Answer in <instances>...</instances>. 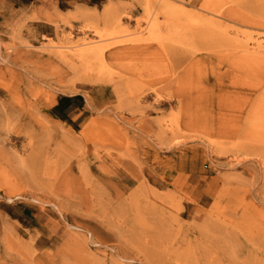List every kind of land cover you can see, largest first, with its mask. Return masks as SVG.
Masks as SVG:
<instances>
[{
	"label": "rangeland",
	"instance_id": "1",
	"mask_svg": "<svg viewBox=\"0 0 264 264\" xmlns=\"http://www.w3.org/2000/svg\"><path fill=\"white\" fill-rule=\"evenodd\" d=\"M38 8L0 57V264H264V0Z\"/></svg>",
	"mask_w": 264,
	"mask_h": 264
},
{
	"label": "crops",
	"instance_id": "2",
	"mask_svg": "<svg viewBox=\"0 0 264 264\" xmlns=\"http://www.w3.org/2000/svg\"><path fill=\"white\" fill-rule=\"evenodd\" d=\"M40 3L41 0H0V57L9 42L8 36L14 31L10 28L16 21L26 19L32 13H40L38 8ZM43 32L44 30H33L36 34ZM46 114L65 131L71 133L90 116V110L82 94L75 92L56 95ZM22 209L25 211L26 207ZM24 216L22 214L19 218L24 220Z\"/></svg>",
	"mask_w": 264,
	"mask_h": 264
},
{
	"label": "bare ground",
	"instance_id": "3",
	"mask_svg": "<svg viewBox=\"0 0 264 264\" xmlns=\"http://www.w3.org/2000/svg\"><path fill=\"white\" fill-rule=\"evenodd\" d=\"M150 19H151V17H150ZM151 21V20H150ZM151 23V22H150ZM153 23V22H152ZM156 24V23H155ZM151 25V24H150ZM153 26V25H152ZM154 27H155V25H154ZM153 27V28H154ZM152 28V29H153ZM156 28V27H155ZM154 28V29H155ZM115 31V30H114ZM113 30H112V34H110V32H109V30H108V32H109V34H110V38L108 37V39L110 40V39H112L111 38V35L112 36H115V35H117L118 34V32H117V34H113V32H114ZM117 31V30H116ZM116 31H115V33H116ZM119 31V30H118ZM102 32H104V31H102ZM120 32V31H119ZM105 33V32H104ZM103 34V33H102ZM101 35V34H100ZM104 35V34H103ZM106 35V37H107V34H105ZM104 35V36H105ZM100 38V37H99ZM107 39V38H106ZM101 40V39H100ZM98 42V41H97ZM110 42V41H109ZM118 42V41H117ZM87 44V43H86ZM85 44V45H86ZM99 45V43H96L95 45L94 44H91V45H94V46H90L89 44H87L88 45V47H86V48H83V50L80 52L81 53V55L79 56L78 55V57H77V60H76V62L75 63H71L69 66H70V69L72 70V71H75V72H77V71H79V70H81V71H83V72H85L86 70L88 71V67H89V65H91L90 67H89V69H91L92 67H93V69L97 72V75L100 77L101 75H102V72L104 71V66H105V64H106V61H105V50H104V48H105V46H106V44H104V46H96V45ZM103 44V43H102ZM101 44V45H102ZM84 46V45H83ZM90 46V47H89ZM85 47V46H84ZM61 59V58H60ZM74 61V60H73ZM66 63V62H65ZM80 68V69H79ZM58 69V68H57ZM92 69V70H93ZM74 74H77V73H74ZM80 75V74H79ZM78 76V75H77ZM72 77H74L73 75H72ZM71 78V77H70ZM87 78V77H86ZM87 124H90V123H87ZM87 124H86V126H87ZM91 126V125H90ZM88 128V127H87ZM87 128H83V130H82V134L83 135H85L86 136V134L88 133V129ZM82 135V136H83ZM20 176H22V175H20ZM166 196V195H165Z\"/></svg>",
	"mask_w": 264,
	"mask_h": 264
}]
</instances>
